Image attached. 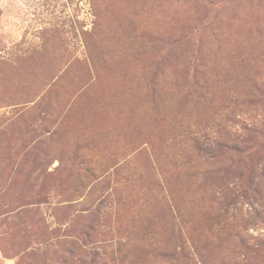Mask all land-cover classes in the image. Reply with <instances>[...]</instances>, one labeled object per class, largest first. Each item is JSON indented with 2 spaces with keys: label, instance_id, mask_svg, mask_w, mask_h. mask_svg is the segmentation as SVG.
Returning <instances> with one entry per match:
<instances>
[{
  "label": "rangeland",
  "instance_id": "374dc122",
  "mask_svg": "<svg viewBox=\"0 0 264 264\" xmlns=\"http://www.w3.org/2000/svg\"><path fill=\"white\" fill-rule=\"evenodd\" d=\"M262 84L264 0H0V264H264Z\"/></svg>",
  "mask_w": 264,
  "mask_h": 264
},
{
  "label": "trees",
  "instance_id": "16d2710c",
  "mask_svg": "<svg viewBox=\"0 0 264 264\" xmlns=\"http://www.w3.org/2000/svg\"><path fill=\"white\" fill-rule=\"evenodd\" d=\"M264 88V84L256 86L255 91L257 96L261 94L262 89ZM249 94L252 95L250 92ZM236 122H238L236 120ZM241 128L243 130L242 133H238L236 130L235 132H230L229 139L224 143H220L216 141L217 149L211 154V156H221L227 160V163H224L221 169L218 172L223 173L225 176L231 175L232 179L228 184V186L221 188V192L223 195V203L226 208L231 209L235 203L238 202V196H236L235 192L241 189L242 183L238 182L239 175L235 176V172L238 167L242 166L244 169L245 167L249 168L258 161L264 160L262 159V153L264 150V128H257V126L249 125L246 122L242 121ZM260 127V126H259ZM264 127V124H263ZM246 136H242V135ZM200 139H207L205 135L197 136L194 140L197 143H200ZM223 158V159H224ZM242 176V174H241ZM225 208V209H226ZM234 217V215H232ZM232 229L230 232L234 231ZM183 235V234H181ZM183 246H179V250L177 254H179L180 258H182V264H193L195 262L194 253L186 246L187 244L181 241ZM92 253V252H90ZM103 264H106L105 262Z\"/></svg>",
  "mask_w": 264,
  "mask_h": 264
}]
</instances>
